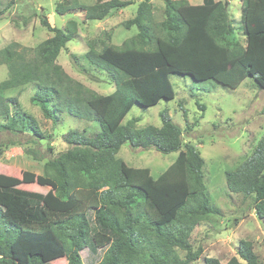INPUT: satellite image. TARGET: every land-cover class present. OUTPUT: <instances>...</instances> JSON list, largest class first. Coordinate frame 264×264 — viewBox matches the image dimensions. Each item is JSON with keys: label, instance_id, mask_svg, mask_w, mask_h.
I'll return each mask as SVG.
<instances>
[{"label": "trees", "instance_id": "obj_1", "mask_svg": "<svg viewBox=\"0 0 264 264\" xmlns=\"http://www.w3.org/2000/svg\"><path fill=\"white\" fill-rule=\"evenodd\" d=\"M132 1L138 3L135 14L123 27H134V36L121 48L106 43L97 49L93 41L87 43L84 57L110 74V94L85 87L56 63L78 34L74 20L58 29L41 15L40 24L50 37L34 48L13 42L0 50V66L7 68V78L0 82V119L6 120L0 129L41 136L36 121L21 108L11 113V105L20 107L18 98L3 95L28 84L35 87L30 103L45 119L55 123L57 114H65L96 122L99 128L93 136L69 131L64 137L68 149L43 164L42 176L23 175L25 183L30 179L48 187L45 194L13 187L10 178L0 175V264H49L44 259L51 257L83 264V251H103L96 264H193L201 257L202 248L191 246V233L219 209L206 190L200 153L191 144L181 149L182 130L165 111L159 114L160 127L136 129V119L122 121L135 104L150 107L161 99L172 100L171 74L212 80L230 89L249 77L264 88V0H240L243 43L235 36L227 0H202L199 5L162 0L159 22L151 0H99L93 5L67 0L57 3L55 12L101 21ZM126 143L176 157L153 178L147 168L129 167L116 156ZM224 176L227 189L251 199L256 217L264 219V134ZM175 248L184 252L183 258ZM203 264L221 263L204 257ZM226 264L260 263L252 243L241 240L237 257Z\"/></svg>", "mask_w": 264, "mask_h": 264}, {"label": "rangeland", "instance_id": "obj_2", "mask_svg": "<svg viewBox=\"0 0 264 264\" xmlns=\"http://www.w3.org/2000/svg\"><path fill=\"white\" fill-rule=\"evenodd\" d=\"M97 1L77 0L81 5H93ZM187 1L192 5L201 3V0ZM151 2L154 20L159 22L163 19V1ZM8 3L11 4L6 9ZM57 3L65 4L67 0H0V11L4 9L0 15V50L13 42L34 48L50 37L52 33L40 24L41 15H45L50 25L58 29H64L69 20H74L78 23V34L66 43L56 63L85 87L99 95L110 94L114 89L110 74L92 66L84 57L87 43L93 41L97 49L106 43L121 48L125 40L136 33L134 27L125 29L123 22L134 16L138 3L132 1L133 4L124 9L112 10L102 21H85L81 13L59 15L55 12ZM226 4L235 36L243 43L240 31L241 2L227 0ZM6 78L7 68L1 65L0 82ZM169 79L175 93L172 100L161 99L150 107L135 104L122 124L136 119V129L147 125L160 127L159 114L165 111L182 130L181 149L191 144L204 160V184L219 213L200 222L192 231V248H202L201 257L193 264H203L204 257H213L226 264L232 257H237L241 240L252 243L259 263L264 264V219L256 217L251 199H244L242 195L233 194L227 189L224 176L225 171L235 167L251 152L264 134V117L261 114L264 88H259L249 77L236 89L223 87L212 80L194 81L188 75L171 74ZM34 91V85L28 84L3 93L4 98H18L20 107L11 105V113L17 114L21 108L36 121L41 136L33 135L28 130L17 132L0 129V175L10 178L7 182L13 183V187L45 194L48 187L30 179L25 183L23 175L42 176L43 164L68 149L64 137L69 131L77 130L86 136H93L99 128L96 122L70 118L65 114H57L55 123L45 119L40 109L30 103ZM198 105L203 106L204 110H200ZM5 121L0 119V124ZM116 156L129 167L147 168L150 175L156 178L174 161L176 153L164 155L154 149H133L126 143ZM175 252L180 258L184 257L183 251L175 248ZM102 253L98 251L96 255H91L88 251L81 252L83 264H96ZM44 262L66 264L61 257L45 258Z\"/></svg>", "mask_w": 264, "mask_h": 264}, {"label": "water", "instance_id": "obj_3", "mask_svg": "<svg viewBox=\"0 0 264 264\" xmlns=\"http://www.w3.org/2000/svg\"><path fill=\"white\" fill-rule=\"evenodd\" d=\"M227 6V4L225 3V7Z\"/></svg>", "mask_w": 264, "mask_h": 264}, {"label": "crops", "instance_id": "obj_4", "mask_svg": "<svg viewBox=\"0 0 264 264\" xmlns=\"http://www.w3.org/2000/svg\"><path fill=\"white\" fill-rule=\"evenodd\" d=\"M202 1V0H201ZM201 4V3H200ZM124 9V8H123ZM102 21V20H101Z\"/></svg>", "mask_w": 264, "mask_h": 264}]
</instances>
